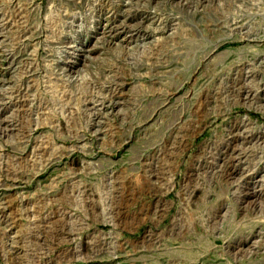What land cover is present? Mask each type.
I'll list each match as a JSON object with an SVG mask.
<instances>
[{
	"label": "rangeland",
	"instance_id": "rangeland-1",
	"mask_svg": "<svg viewBox=\"0 0 264 264\" xmlns=\"http://www.w3.org/2000/svg\"><path fill=\"white\" fill-rule=\"evenodd\" d=\"M0 264H264V0H0Z\"/></svg>",
	"mask_w": 264,
	"mask_h": 264
},
{
	"label": "bare ground",
	"instance_id": "bare-ground-1",
	"mask_svg": "<svg viewBox=\"0 0 264 264\" xmlns=\"http://www.w3.org/2000/svg\"><path fill=\"white\" fill-rule=\"evenodd\" d=\"M54 26V25H53Z\"/></svg>",
	"mask_w": 264,
	"mask_h": 264
}]
</instances>
